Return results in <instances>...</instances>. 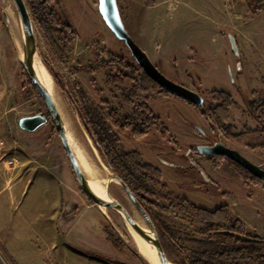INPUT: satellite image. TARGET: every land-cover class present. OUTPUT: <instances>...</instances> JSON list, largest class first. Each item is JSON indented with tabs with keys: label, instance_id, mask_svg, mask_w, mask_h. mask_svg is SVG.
I'll return each instance as SVG.
<instances>
[{
	"label": "rangeland",
	"instance_id": "obj_1",
	"mask_svg": "<svg viewBox=\"0 0 264 264\" xmlns=\"http://www.w3.org/2000/svg\"><path fill=\"white\" fill-rule=\"evenodd\" d=\"M117 2L133 40L166 77L199 93L202 107L217 104L214 91L231 96L233 103L223 123L228 132L238 135L245 131L242 127H248L236 109L240 106L249 110L250 123L256 120L255 109L251 111L247 103L256 105L258 101L251 100L264 94V12L250 13L243 0ZM53 8L61 24L72 30L67 33L63 26L52 30L57 47L45 38L27 6L35 58L52 80L74 139L111 179L116 175L98 150L93 132H103L117 154L136 152L161 173V184L148 185L149 193L135 185L129 189L122 180L107 179L104 186L111 197L149 235L146 221L124 190L127 187L149 216L160 244L161 237L166 240L165 233L172 234L189 257L207 245L214 247L218 238L205 235V222L182 210L178 198L207 210L229 202L230 212L235 217L238 213L253 234L264 238V182L243 178L227 158L189 152L196 145L221 141L264 167V147L258 136L227 139L211 128L198 106L164 95L146 101L157 119L144 137L121 131L114 126L115 116H132L134 111L124 100L125 92L107 81L119 69H102L97 54L100 60L112 53L138 65L104 23L98 0H53ZM14 25L22 30L13 0H0V264H94L90 260L99 259L83 251L104 256L108 264H150L138 252L123 216L93 202L80 187L47 108L26 76L25 58L19 53L23 39L18 50L10 35ZM229 34L235 38L237 53L232 51ZM140 76L137 71V81ZM38 113L46 115V124L32 132L18 126V118ZM85 117L91 120L89 125ZM45 172L58 177L60 186L52 178H39H47Z\"/></svg>",
	"mask_w": 264,
	"mask_h": 264
},
{
	"label": "trees",
	"instance_id": "obj_2",
	"mask_svg": "<svg viewBox=\"0 0 264 264\" xmlns=\"http://www.w3.org/2000/svg\"><path fill=\"white\" fill-rule=\"evenodd\" d=\"M243 1L250 13L258 14L264 12V0ZM25 2L32 12L33 19L38 23L45 38L53 47L57 46L52 38V30L56 31L60 26H63L67 33H72L70 26L61 24L54 11L53 0H25ZM100 57L97 54L99 66L102 69H119L115 74L108 75L107 81L117 89L125 92L124 100L134 111L132 116L126 115L121 118L120 116H115L114 126H117L121 131L126 129L131 137H144L152 127L153 121L157 119L148 109L146 101L161 95H173L161 89L140 67L127 63L123 57L112 53L107 54L106 60H100ZM124 70H128V73H125ZM137 71H140L141 75L139 81L135 77ZM212 98L217 102L215 106L209 105L199 109L211 128L218 129L219 135L229 139L257 133L248 129L238 135L228 132L227 127L223 123L228 119V107L233 103L231 96L224 92L214 91L212 92ZM249 103H247L248 108L252 107L251 111L253 108L255 109L254 117L256 121L264 127V102L258 101L256 105ZM189 104L195 106L192 103ZM84 119L87 125L91 123V120L86 119V117ZM91 136L107 166L129 189L130 186L135 185L139 190L149 193L148 185L157 186L161 184L160 171L152 165L143 162L138 153L125 152L117 154L110 141L103 138V132L102 135L93 132ZM253 178L259 182L258 178ZM178 200L182 210L205 222L202 232L208 237L215 236L218 240L213 245L211 244L214 247L210 248L207 245L200 253L189 257L174 242L172 234L170 236V234L165 233L163 237H166V240L161 237V245L173 264H239L240 261L264 263V239L253 234L240 219L235 217L230 212L227 204L219 206L215 210H207L186 198H178ZM82 253L94 258L107 260L104 256L88 251H83ZM211 258H214L215 262L210 261ZM108 262H111V260Z\"/></svg>",
	"mask_w": 264,
	"mask_h": 264
},
{
	"label": "water",
	"instance_id": "obj_3",
	"mask_svg": "<svg viewBox=\"0 0 264 264\" xmlns=\"http://www.w3.org/2000/svg\"><path fill=\"white\" fill-rule=\"evenodd\" d=\"M13 2L18 12L22 30L25 33L26 43L28 45L27 46L28 47L27 59L25 62L22 61L23 67L26 72V76L30 80V82L33 84V86L35 87L39 95L41 96L47 108V113L50 119L52 120L53 125L58 133L62 147L68 157V160L70 162V165L72 167V170L74 172V175L80 187L96 204L104 206V207H111L115 209L117 212L119 211L123 215V218L126 220V222L129 223L133 229H135L143 238L151 241L149 237L143 233V231L139 227V224L135 221V219L131 216V214H129L128 211L120 203H118L114 198L111 197L112 198L111 202H104L100 200L99 198H97V196H95L88 189L86 185L85 176L79 167L77 159L75 158V155L73 151L71 150V147L67 140L66 133L63 130L62 123H61V116L54 103V100L49 94V92L41 85V83L39 82V80L37 79V77L35 76L32 70L31 59H32L33 54L35 53V42H34V34H33V26L31 22V17L29 15V11L27 9L25 0H13ZM98 11L104 23L109 28V30L113 33L115 38L122 41L125 44V46L130 52V55L132 56V58L134 59L138 67H140L141 70L150 79H152L156 84H158V86H160L161 89L165 90L166 92L170 93L171 95L177 98L185 100L196 106H199V107L203 106L204 99L199 93L191 90L190 88L182 84L176 83L173 80L166 77L155 66V64H153V62L151 61L147 53L133 40V38L130 36V34L128 33V31L126 30L124 26L117 0H98ZM3 17L5 21H8V18L5 12L3 13ZM229 38H230V46L232 48V51L234 53H237V47L235 44L234 36L232 34H229ZM26 43L24 42V47L26 46ZM46 123H47V118L44 113H38L32 116H24V117L17 119L18 126L21 129L28 131V132H32ZM194 149L200 155H209V156L215 155V156H221V157L227 158L231 160L232 162L238 164L242 168H244L253 177H256L259 180L264 182V168H262L260 164L253 163L248 158H246L243 154H241L237 149L226 146L221 141L214 142L213 144H199V145H196ZM113 178L117 180L118 182L122 183L121 179H119L117 176H114ZM107 190L109 192L108 186H107ZM124 190L129 195L131 201L135 203L137 209L141 212L144 220L146 221L148 225L147 228H149V230L153 233L152 241L157 247V255H158L160 263L170 264V261L167 259V257L165 256V253L163 252V249L158 239V235L151 223L149 216L142 209V207L137 203L131 191L125 186H124Z\"/></svg>",
	"mask_w": 264,
	"mask_h": 264
},
{
	"label": "bare ground",
	"instance_id": "obj_4",
	"mask_svg": "<svg viewBox=\"0 0 264 264\" xmlns=\"http://www.w3.org/2000/svg\"><path fill=\"white\" fill-rule=\"evenodd\" d=\"M8 17V16H7ZM10 35L12 37L13 43L15 44L16 48L19 50L21 47V43H22V39L23 42L26 43V37H25V33L23 32V30H18L17 27H15V25L10 28ZM27 43L26 46L24 48H22V50L19 52L21 53L20 55H22V57L25 58L24 62L27 59V54H28V47H27ZM21 57V59H22ZM36 55L35 53L32 56L31 59V63H32V70L35 74V76L37 77V79L39 80V82L41 83V85L49 92V94L51 95V97L54 100V103L59 111V114L61 116V123H62V127L63 130L66 133L67 136V140L69 142V145L71 147V150L73 151L75 158L77 159V162L79 164V167L81 169V171L83 172L85 179H86V185L88 187V189L95 195L97 196V198H99L100 200L104 201V202H111L112 198L107 190V186H104V182L108 180V182H114L117 183L118 181L115 179H111L110 177L106 176V171L104 170H100L98 168V166L96 165L95 161L93 160V158L89 155V153H87V151H85L83 148H81L78 143L76 142V140L74 139L71 131H70V123L67 120L66 116L63 115V109L60 106L59 100L56 98L53 88H52V80L49 79L50 76L47 75L48 73H46L45 68L43 67V65L38 62L36 60ZM119 214H121L118 211ZM122 215V214H121ZM123 216V215H122ZM139 227L141 228V230L143 231V233L149 237V240H146L145 238H143L135 229H133L131 227V225L128 223V228H129V232L130 235L132 237V240L135 243V246L138 250V252L148 261V263L150 264H161L157 255V247L154 244L153 240V233L150 231V234L148 235V231L146 229V227H144L143 225L139 224ZM127 228V229H128ZM172 264V263H170Z\"/></svg>",
	"mask_w": 264,
	"mask_h": 264
},
{
	"label": "crops",
	"instance_id": "obj_5",
	"mask_svg": "<svg viewBox=\"0 0 264 264\" xmlns=\"http://www.w3.org/2000/svg\"><path fill=\"white\" fill-rule=\"evenodd\" d=\"M184 84H187V82H184ZM250 101V100H249ZM251 101H262V102H264V94L263 95H260V94H258V96L257 97H255V98H253V100H251ZM237 110L238 109H240V111H238V113H240V115L242 116V117H244L245 118V120H247V125H248V127H242V128H244V129H250V130H256V129H259V124L257 123V121L256 120H253V123H252V121H251V123L249 122V110H247V107H246V105L245 106H240V108H236ZM232 114V113H231ZM241 128V129H242ZM258 139L259 140H261L260 142L262 143V144H264V132L263 133H260V135H258ZM263 150H264V148H263ZM264 158V157H263ZM254 163H257V162H254ZM34 169H36L37 167H33ZM42 169V168H41ZM35 171V170H34ZM33 171V172H34ZM45 174H47V178H44V177H42V176H39V178H42V179H44L45 181H48V179H50V178H52V180H53V184L54 185H56L57 187L58 186H60V183H59V178L58 177H56V176H50L49 175V173H47V172H45ZM25 186H26V184H24V188H25ZM228 205H229V207H231V210L233 209L232 208V205L228 202ZM233 211V210H232ZM235 213V212H234ZM237 215V217H239V214L237 213L236 214ZM240 218V217H239ZM92 263H94V264H108V263H106V262H104L103 260H101V259H92V260H90Z\"/></svg>",
	"mask_w": 264,
	"mask_h": 264
},
{
	"label": "flooded vegetation",
	"instance_id": "obj_6",
	"mask_svg": "<svg viewBox=\"0 0 264 264\" xmlns=\"http://www.w3.org/2000/svg\"><path fill=\"white\" fill-rule=\"evenodd\" d=\"M183 85V84H182ZM185 86V85H184ZM185 101V100H184ZM185 102H187V101H185ZM203 105H204V103H203ZM196 106V105H195ZM199 107V106H198ZM199 108H203V107H199ZM200 110V109H199ZM258 123V122H257ZM259 124V123H258ZM246 130V129H245ZM253 131H256L257 133H256V135L258 136V135H260V133H263L264 132V127L263 126H261V125H259V129H256V130H253ZM245 132V131H244ZM243 133V132H242ZM250 135V134H249ZM245 136H246V134H245ZM189 152H194V153H197L196 152V150L194 149V148H190V150H189ZM200 155V154H199ZM200 156H205V157H207V158H214V157H216L215 155H213V156H209V155H200ZM185 160H187L186 161V163L187 162H189L188 161V159L186 158ZM229 160V159H228ZM230 161V163H232L233 165H234V167H235V170H236V172L240 175V176H244L243 178H245V179H251L252 181H256L255 183H257V179H254L253 177H251L252 175L250 174V173H248L244 168H242L241 166H239L238 164H236V163H234V162H232L231 160H229ZM260 165H261V163H260ZM261 167L262 168H264L262 165H261ZM239 170H240V172H239ZM210 182V181H209ZM259 182H261L262 183V181L261 180H259ZM257 235V234H256ZM264 239V238H263Z\"/></svg>",
	"mask_w": 264,
	"mask_h": 264
}]
</instances>
